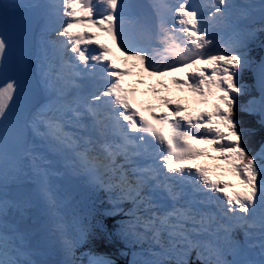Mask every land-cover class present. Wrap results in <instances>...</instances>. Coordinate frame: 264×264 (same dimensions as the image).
Returning a JSON list of instances; mask_svg holds the SVG:
<instances>
[{
  "label": "snow or ice",
  "instance_id": "1",
  "mask_svg": "<svg viewBox=\"0 0 264 264\" xmlns=\"http://www.w3.org/2000/svg\"><path fill=\"white\" fill-rule=\"evenodd\" d=\"M117 254L264 264V0H0V264Z\"/></svg>",
  "mask_w": 264,
  "mask_h": 264
},
{
  "label": "trees",
  "instance_id": "2",
  "mask_svg": "<svg viewBox=\"0 0 264 264\" xmlns=\"http://www.w3.org/2000/svg\"><path fill=\"white\" fill-rule=\"evenodd\" d=\"M261 140H262V134L258 133L252 140V146L254 148L258 147L259 144L261 143ZM106 223L109 226H111V218H106ZM94 250L96 252L102 253V254H112L115 249L110 244L97 243ZM112 258L115 259L117 261V263H119V264H125L124 260H122V259L119 260L120 256L118 254L114 255Z\"/></svg>",
  "mask_w": 264,
  "mask_h": 264
},
{
  "label": "rangeland",
  "instance_id": "3",
  "mask_svg": "<svg viewBox=\"0 0 264 264\" xmlns=\"http://www.w3.org/2000/svg\"><path fill=\"white\" fill-rule=\"evenodd\" d=\"M179 101L182 102V103H186V102H188V100H187L184 96H182V94H179ZM212 163H213V162L209 160V163H207V164H205V165H209V166H210ZM221 178H222V179H233L231 176H227V175H225V176H223V177H221ZM120 259L126 261V258L123 257V256H120L119 260H120ZM117 264H119V263H117Z\"/></svg>",
  "mask_w": 264,
  "mask_h": 264
},
{
  "label": "bare ground",
  "instance_id": "4",
  "mask_svg": "<svg viewBox=\"0 0 264 264\" xmlns=\"http://www.w3.org/2000/svg\"><path fill=\"white\" fill-rule=\"evenodd\" d=\"M93 30H95V29H93ZM100 39H101V41L103 40L102 35H101ZM178 75H179V74H178ZM170 87H171V86H170ZM177 90H178V89H173L172 92L170 93V95H171V96L174 95V94L176 93ZM182 93H185V94L187 95V98H189L190 101H191L190 95H189V93H187V91L181 92V94H182ZM153 101H156V100L153 99ZM191 103H192V102H191ZM193 105H195V104H193ZM195 107H196V105H195ZM196 108H198V107H196Z\"/></svg>",
  "mask_w": 264,
  "mask_h": 264
}]
</instances>
